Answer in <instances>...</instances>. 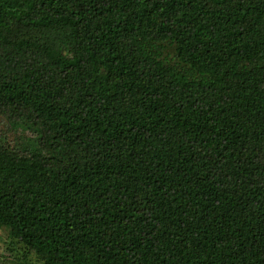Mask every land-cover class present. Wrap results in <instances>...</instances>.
Masks as SVG:
<instances>
[{
    "label": "trees",
    "instance_id": "obj_1",
    "mask_svg": "<svg viewBox=\"0 0 264 264\" xmlns=\"http://www.w3.org/2000/svg\"><path fill=\"white\" fill-rule=\"evenodd\" d=\"M0 117L42 264H264V0H0Z\"/></svg>",
    "mask_w": 264,
    "mask_h": 264
},
{
    "label": "rangeland",
    "instance_id": "obj_2",
    "mask_svg": "<svg viewBox=\"0 0 264 264\" xmlns=\"http://www.w3.org/2000/svg\"><path fill=\"white\" fill-rule=\"evenodd\" d=\"M28 135L29 132L24 128L8 123L0 117V139L5 145L20 144L24 146L30 143ZM0 264H42V262L32 251L26 249L20 243L12 241L7 230L1 228Z\"/></svg>",
    "mask_w": 264,
    "mask_h": 264
}]
</instances>
